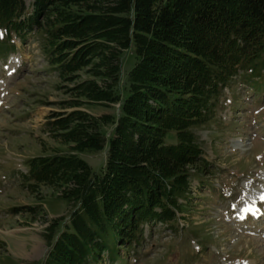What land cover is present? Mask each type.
Here are the masks:
<instances>
[{
	"label": "trees",
	"instance_id": "obj_1",
	"mask_svg": "<svg viewBox=\"0 0 264 264\" xmlns=\"http://www.w3.org/2000/svg\"><path fill=\"white\" fill-rule=\"evenodd\" d=\"M1 32V50L14 37L39 38L62 78L103 54L94 72L102 86L78 87L90 101L118 105L111 116L75 111L53 123L73 154L106 151L101 169L76 155L26 162L28 188L60 182L73 208L69 224H50L41 264H127L122 253L142 244L144 226L175 231L193 182L214 170L194 130L213 119L240 73L264 93V0H0Z\"/></svg>",
	"mask_w": 264,
	"mask_h": 264
},
{
	"label": "rangeland",
	"instance_id": "obj_2",
	"mask_svg": "<svg viewBox=\"0 0 264 264\" xmlns=\"http://www.w3.org/2000/svg\"><path fill=\"white\" fill-rule=\"evenodd\" d=\"M13 39L16 49L0 56V264H41L50 224L60 218L69 224L73 208L60 182L28 188L34 182L24 164L37 156L76 155L101 169L106 151L73 154L65 131L53 123L75 111L111 116L118 105L90 101L78 87L102 86L94 72L103 54L65 79L51 70L39 38L24 45ZM250 90L243 81L225 88L213 119L194 130L215 170L201 187L193 182L192 207L179 214L175 231L162 223L143 227L142 244L122 253L127 264H264V93ZM175 137L172 132L168 139Z\"/></svg>",
	"mask_w": 264,
	"mask_h": 264
}]
</instances>
